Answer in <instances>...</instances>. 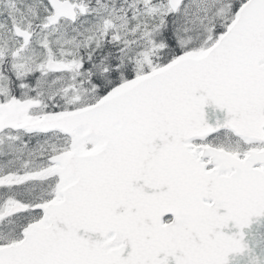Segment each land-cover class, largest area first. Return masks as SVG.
Instances as JSON below:
<instances>
[{
	"label": "snow or ice",
	"instance_id": "obj_1",
	"mask_svg": "<svg viewBox=\"0 0 264 264\" xmlns=\"http://www.w3.org/2000/svg\"><path fill=\"white\" fill-rule=\"evenodd\" d=\"M0 264H264V0H0Z\"/></svg>",
	"mask_w": 264,
	"mask_h": 264
}]
</instances>
